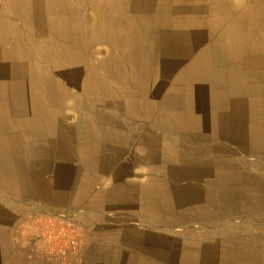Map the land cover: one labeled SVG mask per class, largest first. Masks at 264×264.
Returning <instances> with one entry per match:
<instances>
[{
    "label": "crops",
    "instance_id": "obj_1",
    "mask_svg": "<svg viewBox=\"0 0 264 264\" xmlns=\"http://www.w3.org/2000/svg\"><path fill=\"white\" fill-rule=\"evenodd\" d=\"M2 1L3 0H0V34L2 32L3 35H8L9 27H12L13 30L9 33L11 39L6 42L7 44H1L0 49L15 48V44H13L12 41L10 42V40L18 36L21 40V44L24 45V49L30 51L33 56H35L34 54L37 49L52 48L57 50L70 48L72 26L78 24L79 18H91L89 10L92 4L103 7L107 12L105 13V18H108L112 23L119 22V24L115 25L126 28L124 25L128 16L127 4H130L127 0H12L17 5L13 11L7 12L2 8ZM159 1L161 6L157 5V9L155 10H149L143 14H139L138 12L133 13L134 20L132 26H128L134 27L135 31L142 35L143 40H146V47L136 49V51L132 52L135 56L137 55L138 59L140 58L139 60L141 62H145L146 65H148L147 71L148 74H151V79L153 78V80L157 72L163 68V66H167L168 64V66L175 65L177 56L180 57L178 59H181L182 54H177L175 52L181 48L176 47V45H181L177 43L182 41L181 31L187 34V38L184 40L188 45V49L186 53L187 58L185 57L186 61H179L178 64L189 66V64L194 63L192 61L197 57L199 50L197 49L198 42H195L191 35V32L196 30L191 29V25L193 21L208 17L207 4L204 0L195 1V4H193L191 0H171L172 6H177L178 10H170L167 7L168 0H158V2ZM249 1L253 3L255 1L260 12L256 9H249L250 11L245 21L247 22L245 32L251 36L254 33L259 36L264 34V0ZM115 4L122 5V8L123 6L125 7L124 16L120 9L119 11L113 9ZM83 5L88 6L89 9L85 8ZM125 11L127 12L126 14ZM184 11L185 13H183ZM25 12L27 14H25ZM42 12H44V14ZM168 14H170L171 17ZM10 19H15L17 21ZM2 20L4 21L2 22ZM59 25H65V28H60ZM87 25L90 27L91 22L88 21ZM181 25L189 27H187L188 29L185 28L184 30H180ZM57 27L60 29H56ZM5 29L7 33L4 32ZM119 32L121 33V30H119ZM196 32H201L203 34L204 39L200 41V46L206 49L207 27L204 31ZM125 33H127V30ZM90 34L91 31L88 33L85 41H87V49H90L89 51L92 50L91 55L94 56V54H96L94 53V49L100 52L101 50L105 51L108 40L107 34H101L100 40L96 39V35L93 34L91 36ZM121 35L124 38V32H122ZM40 37L42 38L40 39ZM91 40H97L98 42L96 41L92 44ZM259 43L261 45L263 44L261 42ZM261 45L259 46L264 47V45ZM218 47L215 48L213 52L215 55L214 60L218 59L219 67L216 68V70L211 67L210 77L206 78V82L209 81L210 83L207 85L208 90L206 88L208 91H206L207 98L204 99L205 101L200 105V110L199 107L195 108L199 110L198 113L201 114L200 118L203 117V123L200 122L201 126L198 129L192 130L191 128H187L183 131L184 133L182 135L180 133V136H185V138H187L181 139V142L183 144H185L186 141L190 144H198V149L202 147L209 148L206 152L204 151L206 156H211L216 152V147L214 146H217L215 145L217 140H230L233 142L236 139L239 141L244 139L245 142H243V144L248 145L249 148H262L261 150L264 151V134L261 133V131H264V54L257 55L251 49V51L246 54L247 56L240 58V63L234 59L233 62L229 64L225 57L228 53H225L223 47ZM113 49L116 55L118 53L120 54V51H117L118 49L125 50L122 46L118 48L114 47ZM100 52L98 56L101 58L104 57V54ZM86 56V54L82 55L81 58L83 62H80L81 64H87ZM35 57V64L50 65L47 60L45 61V59H40L37 56ZM120 59L116 58V61L120 64L126 63L124 59ZM229 67H232L231 69L233 70H237L238 73L235 78L234 86L237 89L242 88L248 92L245 94H248V96L253 99V108L247 109L246 106L240 107L238 104L235 106L230 104L229 99L231 97H229V91L227 92V80L226 77L223 76L224 71L229 69ZM219 71L222 73L220 74ZM126 74L127 71L124 73L122 79H127ZM219 75L223 76L221 81ZM109 81L111 82V79ZM110 82H108L109 84L105 82V87L103 88L105 93L108 91L106 95L110 97L112 91L118 89V91L122 92V96H125L124 98L129 95L130 97H140L139 99H153L147 98L148 94H145L143 90H139L137 93L132 92L134 95L129 94L124 88L125 85L123 81L120 82L123 87L117 88H115V86L112 87ZM212 85L216 87L215 90L217 91L214 94L209 92V87L211 88ZM92 88H94V86H92ZM220 89H226L225 96L227 98L224 100L221 99ZM199 95L200 93L197 92L195 96L198 97ZM211 96H213L214 99L211 98ZM114 105L115 108L112 107L114 108L113 110L128 118L120 124V126L126 128V130L124 129L126 134L124 135L126 137L124 142L113 140V138L110 139L109 137H106L105 140L104 138L97 137L94 133L96 126L99 127L98 131H101L100 128H105L107 124L108 126H113L109 123L111 119L113 120L115 118L111 113H108V115L106 114L107 119L105 117L101 119L95 118V121L93 120L91 123L92 133H90L89 130L87 132L83 130L81 131V133H83L82 138L76 141H62L60 138L56 137L48 138L46 134L47 130H43V128H24L20 125L16 126L14 123L13 125L9 123L7 125H0V264H56V262H53L52 258L44 252L45 250L41 245V248L38 247L36 250H31L29 245H27L26 248L17 247L16 243L18 239L25 240L16 229L18 226V219L20 216L29 212L75 210V212H80L82 214L77 218L81 221V219L85 220V217L92 219L99 215L100 212V215H102L103 211L111 209V206L113 212H121L119 214L120 219L130 221L131 217L125 215L122 211L127 209L140 211L145 205L150 206L153 210H159L161 202L164 204L165 198L169 197L173 202V211L177 212L180 216L190 214L192 211L190 206H175L177 202L176 197H178V195L181 204H185L181 200L182 195L180 194V187L174 188L170 185L169 192H172L167 196H163L161 200V193H164L165 190H161L159 182L154 183L151 180L152 177L149 176L148 182L144 181L139 185L128 181L133 178V176L143 177L137 174L139 173L138 170L142 168L143 158H140V156L136 154L134 156H128L129 145L136 143V140L138 141L143 133L131 137L132 135L128 134L129 130H127V128L129 129L132 123H136L140 127H145L154 123H143L139 120L138 116L127 114L126 111L121 110L122 108L119 106L120 103H114ZM186 109L190 110L188 107ZM154 112L155 111L151 112L152 117L150 116L149 119H156L154 117L157 115V112ZM206 112L208 113L206 114ZM247 112V121L238 119V117L235 119V116L246 115L245 113ZM78 113L80 114L81 111L76 110L70 113L73 116L68 119L65 124L67 131H75L74 123H77L75 122L74 116ZM143 113L146 114V111ZM189 113L197 112L191 109ZM223 114L228 119V123L216 119L217 117L221 119ZM259 114L260 117H257ZM129 119L132 121L131 123L128 122ZM212 121H216L217 124L214 125V123H211ZM248 124L250 126H248ZM187 134L189 136H186ZM25 136H29V138L26 139ZM132 138L134 139L132 140ZM88 139L89 141H87ZM212 159L215 160L213 157ZM262 163L264 166V160ZM211 172H214L211 176L215 180L217 191H215L214 194L217 195V200L219 197L222 198V196L224 197L226 195H242L246 204L242 210H246L247 217L234 219L229 216L217 219V223L219 224L232 223L231 226L233 228L224 231L226 234H229V231H231V234H229L231 238L227 240L232 243V264H264V170L261 172L247 170H240L239 172L229 171L225 174L218 171ZM250 180L251 182H249ZM224 190H226V192H224ZM205 191V195L207 196L208 190ZM248 200L249 203L247 202ZM238 202H240V200ZM214 208L215 207L210 206L200 208V210L213 211ZM218 210L217 208V211ZM217 211L213 212L216 213ZM92 213H95V215H92ZM58 214L59 213H56V215ZM143 216H146L144 218L147 219V215H145L144 212ZM144 218L142 221H145ZM105 258H107L106 255Z\"/></svg>",
    "mask_w": 264,
    "mask_h": 264
},
{
    "label": "bare ground",
    "instance_id": "obj_2",
    "mask_svg": "<svg viewBox=\"0 0 264 264\" xmlns=\"http://www.w3.org/2000/svg\"><path fill=\"white\" fill-rule=\"evenodd\" d=\"M127 1L130 2V4H127L128 16L124 25V27L126 28L115 25L119 24V22L112 23V21H110L108 18H105V13L107 12L103 7L97 4H92L90 5L89 10L91 18H79L78 24L76 26H72L70 34V48L57 50L52 48H46L42 50L37 49L34 55L40 59H45V61L47 60L50 65L35 64L34 62L36 57L31 55L30 51L24 49V45L21 44V40L18 36H15L13 40H10V42L12 41L13 44H15V48L0 49V125H7L8 123L13 125L14 123L16 124V126L20 125L24 128H43V130H47L46 134L48 138L56 137L60 138L62 141H76L82 138L83 133H81V131L86 130L87 132L89 130V132L92 133L91 123L93 122V120L95 121V118L101 119L105 117L107 119L108 113L97 112L92 107V105H90L89 100H92L93 106L111 108L115 106L114 103H120L119 106H121L122 108L120 109L126 111L127 114L138 116L139 120L146 124L153 122L154 126L158 127L159 129L165 130L167 137L165 138L166 142L164 144V148H166L169 152V160H179L182 154L179 152L180 150H178L177 147H174V145H172L171 142L173 141V139H187L185 138V136H180V133L182 135L184 133L183 131L187 128H191L192 130L200 128V122L203 123V117L200 118L201 114H199L198 112L201 107L200 105L205 101L204 99L202 101L201 97L199 100H192L191 98L195 97V95L197 94V90H191V88L189 90L188 88L190 86L186 85L185 87V81H187L190 73L200 74L199 76L202 75L205 79L207 77H210L211 63L215 58L213 51L218 46L223 47L225 53H228L225 57L228 60L229 64H231L233 60L236 59V57L243 58L247 56L246 54L249 53L251 49L257 55L264 54V47L262 46L264 45V34L257 36L253 32L254 34L251 36L250 34L245 32V28L247 27V22L245 21L246 16L250 11L249 9H256L258 12H260V9L258 8V5L257 3H255V1L253 3L249 0H204L207 4L208 17L205 19L193 21L191 29L196 31H204L207 27V48L204 49L200 46V41L204 39L203 34L196 31L191 32L193 40H195V42H198L197 49L199 50L193 65L189 67L186 65L178 64L179 61H186L187 58L186 53L188 45L186 43H183L182 48L175 51L177 54H182L181 59H178L180 58L178 56L175 59V70H172L170 66H168L169 64L167 66H163V68H161L157 72V75L153 80V78L151 79V74H148V65H146L145 62H141L139 60L140 58L138 59L137 55L135 56L132 52L136 51V49L146 47V40H143L142 35L138 34V32L135 31L134 27L128 26H132L134 20L133 13L138 12L139 14H143L145 12H148L149 10H155L157 9V5H160V1L158 2V0H140L141 4L140 6L138 5L139 8L137 7V0ZM191 1H193V4H195V1L198 0ZM16 5L17 4L12 0L2 1V8L7 12L13 11ZM84 7L89 9L88 6ZM167 7L170 10H178L177 6H172L171 0H168ZM113 9L117 11H119L120 9L124 16V6L122 8V5L115 4L113 6ZM42 13L44 14V12ZM126 13L127 12L125 11V14ZM183 13H185V11ZM25 14L27 13L25 12ZM235 15L237 16V19H235ZM3 21L4 20H2V22ZM88 21L91 22L90 27L89 25H87ZM59 27L65 28V25H59ZM180 27V30H184L185 28L188 29L187 27L189 26L181 25ZM60 28L57 27L56 29ZM12 30V27H9L8 32L11 33ZM119 30H121V33L124 32V38ZM124 30H127V33H125ZM90 31V35H96V39L98 40L101 39V34H107L106 36L108 39L105 51L101 50L100 52L94 49V53H96L94 54V56L91 55L92 50L89 51L90 49H87V41H85ZM4 32L7 33L6 29ZM9 33L8 35H3L1 32L0 47L1 44L6 43L9 39H11ZM181 37L182 41L186 42L184 40L185 38H187V34H185V32L181 31ZM41 38L42 37H40V39ZM96 41L91 40V43L93 44V42ZM259 42L263 44L261 45ZM259 45H261L263 48ZM121 46L125 50L118 49L117 51H120V54L118 53L116 55L113 48H118ZM99 52L103 53L104 57H99ZM83 54L87 55L85 57L87 60V64L80 63L83 62L81 58ZM115 56L117 59H124L126 63L120 64L118 61H116ZM231 68L229 67V69H226L223 75L227 80V92L229 91V97H231L229 99L230 104L234 106L238 104L240 107L246 106L247 109L253 108V99L250 98L248 94H245L248 92L246 90H243L242 88L237 89L234 86L235 78L238 72L236 69L233 70ZM126 71L127 79L125 80L122 79V77L124 76V73H126ZM106 77L110 78L111 82L109 81L110 79H107ZM146 78H150L151 80ZM177 78L179 80L178 82H182L185 80L184 83H180L182 84V87L179 90L174 89L173 87L175 85V82H177ZM121 81H123V84L125 85L124 88L129 94H133L132 92H137L139 90H143L145 94H148V92L151 93L156 90L160 94V97L157 99L149 100L145 98L139 99L140 97H130L128 95L126 98H124L125 96L123 97L122 92L118 91V89H114L112 91L111 97L109 95H106L108 91L105 93V90L103 89L105 87V82H110L112 84V87L115 86V88H117L123 87L120 83ZM92 86H94V88H92ZM150 87H152L153 89H151ZM215 88L216 87L212 85L211 88L209 87V92L214 94L215 92H217ZM72 89L73 91L75 89V91L79 90L85 92L86 97H80L76 95V93L74 94ZM211 98H213V96H211ZM187 107L190 108V110L194 109L197 113L190 114V110L186 109ZM196 107H199V110L195 109ZM76 110H80L81 113L75 114L74 116L75 122L77 123H74L75 131L72 132L70 130V134H68L69 131L66 130L65 124L67 123L68 119L72 118L73 116L70 113ZM141 111L142 113L146 111V114H142ZM152 111L157 112V115L154 117L156 119H149L152 115ZM216 119H218L219 121H223L224 123L229 122L224 114L221 119L219 117H217ZM109 123H111L113 126L115 125L112 119L109 121ZM211 123H214V125L217 124L216 121H212ZM89 124L91 127L89 126ZM120 127L121 131L117 130L118 128L115 130L112 127L109 131L105 128H100L101 131H98L99 127L96 126V131L94 130V133L99 138L105 139L106 137H109L110 139L113 138V140L115 139L124 142L126 140V137L124 136L126 135L124 129L126 128L122 126ZM145 133L146 132H144L138 140L139 149L137 151L141 155L148 154L149 159L152 161L155 159V154L158 151V140L160 139L157 136ZM261 133L264 134V131H261ZM186 136L189 135L187 134ZM25 138L28 139L29 136H25ZM87 141H89V139ZM207 150H209V148L202 147L198 149L199 152H206ZM156 159H161V161L164 160L160 158V156H158ZM214 159L218 161V158L215 157ZM196 173H198V171H196ZM160 189H163V191L165 190L166 192L161 193L162 200L163 196H167L170 192L169 188L166 185H160ZM172 207L173 202L169 197L165 198L164 204L163 202L160 204L159 210L148 208L147 205L143 206L142 212L147 215V219L144 218L145 221L143 222L146 225H149L152 229L147 232L136 230L134 232H129V234H131L133 238L132 240H127V244L129 246H133L143 253L152 254L155 258H157V260H163L165 262L168 261L171 264H210L209 258L205 255H202L203 251H206L208 249L213 250L216 246H214V243H209L208 240H205L206 237L209 238V232L185 229L184 227H181L183 229H181L180 232L177 231L176 233H174L170 231V229L172 228L171 226L175 225V223L172 221V218L174 216ZM197 213L198 216H200L198 218H201L203 220L212 219L209 216L213 214V211L198 210ZM215 214L217 215V212ZM162 227L168 228L167 232L163 231L161 229ZM219 232H217L218 235L220 234ZM231 248V242H224L220 247L219 254L214 253L213 256L218 258L220 264H232L233 255L231 253ZM119 257L121 264H160L158 261L138 257L128 248L121 251ZM107 259L114 261L117 258L112 256L110 258L107 257Z\"/></svg>",
    "mask_w": 264,
    "mask_h": 264
},
{
    "label": "rangeland",
    "instance_id": "obj_3",
    "mask_svg": "<svg viewBox=\"0 0 264 264\" xmlns=\"http://www.w3.org/2000/svg\"><path fill=\"white\" fill-rule=\"evenodd\" d=\"M140 0H137V7L140 6ZM139 8V7H138ZM4 16V15H3ZM235 19H237V16ZM15 20V19H10ZM17 21V20H15ZM177 43H181L179 47L182 48L184 41H180ZM187 44V43H186ZM178 47V45H176ZM236 60L239 62L240 58L236 57ZM195 61V60H194ZM192 61V62H194ZM191 62V63H192ZM218 59L213 60L211 63V67L215 70L219 67ZM192 64H189L191 67ZM170 68L175 70V65H171ZM221 74L222 72L219 71ZM194 74V75H193ZM177 75V74H176ZM193 75V76H191ZM200 74L190 73L187 81H185V86H190L188 89L194 90L196 89L200 95L198 97L191 98L192 100H201L206 99V88L208 89L207 85H209V81ZM175 76V75H174ZM220 76V81L222 80V75ZM83 80V79H82ZM175 82L173 86L174 89H181L182 82ZM192 84V85H191ZM204 84V85H203ZM153 89L152 87H150ZM222 90V91H221ZM226 89H220L221 99H226L227 97L224 95L226 93ZM73 91V89H72ZM138 92V91H137ZM136 92V93H137ZM73 93L80 97H86L85 92L79 91L74 89ZM148 98L157 99L160 97V94L155 90L154 92H148ZM223 96V97H222ZM226 97V98H225ZM223 101V100H222ZM90 105L97 111V112H106L111 113L114 115V126H107L105 127L106 130H110V128H114L115 130L121 131L120 124L124 122L127 116L120 115V113L113 110L114 108L111 107H101V106H93L92 100H89ZM208 112H206L207 114ZM246 115L242 116H235V119H241L247 121L248 112L245 113ZM260 117V114L257 116ZM101 121V120H99ZM260 121V120H259ZM129 123L132 121L129 119ZM154 124H149L148 126L140 127L136 123H132L129 126L128 134L132 135L133 137L136 134H150L153 136H157L160 140H158V151L155 154V159L150 160L148 154H140L137 150L139 149L136 140V143L130 144L128 147V156L139 155L140 158H143L142 168H140L138 175H142L143 177H135L129 179L128 181L134 184H141L142 182H148V177H152V181L159 182L160 185H166L170 190V185L172 187H180V194L182 195L181 200L185 204H181L179 195L176 197V205L181 206L186 205V207L190 206L192 211L189 215H182L180 216L177 212L174 211V216L172 221L175 223L174 226H171L172 230L170 231L176 233L177 231L180 232L181 227L185 229H193L196 231H208L210 236L209 238L206 237L205 240H208L209 243H214L215 249L206 250L202 252V255H205L209 258L210 264H220L218 258H216L214 253L219 254L220 247L223 245L224 242H230L227 239L231 238V231L229 234L224 233L225 230H231V222L230 223H217V219L229 217L234 219H241L247 217L246 210H242L245 204L244 197L242 195H234V196H222L216 199L217 195L214 194L217 191L216 184L214 178L211 176L214 172L211 171H218L220 173L225 174L229 171H240V170H247L252 172H261L264 170L263 160H264V151L261 150L262 148H249L248 145L243 144L245 140L233 141L230 140H217L214 146L216 147V152L211 156H206L204 151H198V144H190L186 141L185 144L181 142L182 138L179 140H174L171 142L174 147H177L179 152L182 154L179 160H169V152L166 148H164L165 138L167 137L165 130L159 129L158 127H153ZM250 126V125H248ZM124 129V128H123ZM126 130V129H125ZM123 131V130H122ZM143 131V132H142ZM109 133V132H108ZM70 134V131H69ZM164 135V136H163ZM129 137V136H128ZM130 138V137H129ZM169 138V137H168ZM134 138H132L133 140ZM217 154V155H216ZM218 161L213 160L216 156ZM160 156L161 159L157 160L156 158ZM222 156V157H221ZM225 156V157H224ZM151 158V157H150ZM166 166V168H165ZM177 166V167H176ZM162 167V168H161ZM191 167V168H190ZM255 168V169H254ZM194 169V170H193ZM199 169V170H198ZM194 172H193V171ZM191 171V172H190ZM198 171V173H196ZM193 172V173H192ZM204 172V173H203ZM195 174V175H194ZM222 174V175H223ZM237 181V180H236ZM251 182V180L249 181ZM169 185V186H168ZM208 190V195L206 196L205 193ZM222 191V190H221ZM172 191H170L171 193ZM226 192V190H224ZM176 194V193H175ZM214 195V196H213ZM186 196V197H185ZM206 196V197H205ZM185 197V198H184ZM239 197V198H238ZM172 198V197H171ZM173 199V198H172ZM240 200V202H238ZM249 203V200L247 201ZM162 203V202H161ZM179 203V204H178ZM215 207L213 211H217V215L215 212L212 214V219H201L198 218L197 211L200 208L205 207ZM107 211H103V214H100L93 217L92 219L86 218L85 220L81 219L78 220L77 218L80 217L82 214L80 212H75V210H61V211H40V212H29L25 215H22L18 219V226L17 231L22 235L25 240H17V247L26 248L27 245L31 247V250H36L38 247L44 245L42 242V225L43 222L47 219H51L57 221L63 229H66L68 234H72L75 232V236L79 240V251L76 257H73L70 261H63L61 258L56 256H52L49 253L47 255L52 258L53 262L56 264H121L120 254L121 251L126 250L127 248L130 249L132 253L137 255L141 258H148L153 261H158L160 264H171L170 262H165L163 260H157L152 254L143 253L140 250L134 248L133 246H129L127 244V240H132L133 236L129 234V232L136 231H149L150 226L146 225L142 220L144 217L142 210H124L125 215L131 217L130 221L122 220L119 218V214L121 212L115 213L113 212L112 207ZM148 208H151L148 206ZM185 208V207H184ZM246 208V207H245ZM241 209V210H240ZM56 213H59L56 215ZM95 215V213H92ZM177 215V216H176ZM84 217V216H83ZM97 217V218H96ZM196 218V219H195ZM90 223V224H88ZM140 225V226H139ZM204 226V227H203ZM174 227V228H173ZM233 228V227H232ZM163 231L168 230L166 227L161 228ZM218 229V230H217ZM82 230V231H81ZM211 230V231H210ZM213 231V232H212ZM220 231V232H219ZM217 232L220 234L218 235ZM223 232V233H221ZM227 236V237H226ZM127 238V239H126ZM41 248V247H40ZM123 248V249H122ZM114 256L117 258L114 261L108 260L105 258ZM119 257V258H118Z\"/></svg>",
    "mask_w": 264,
    "mask_h": 264
},
{
    "label": "built area",
    "instance_id": "obj_4",
    "mask_svg": "<svg viewBox=\"0 0 264 264\" xmlns=\"http://www.w3.org/2000/svg\"><path fill=\"white\" fill-rule=\"evenodd\" d=\"M42 231L41 238L47 253L66 262L76 257L79 251V240L75 232L68 234L57 221L51 219L43 222Z\"/></svg>",
    "mask_w": 264,
    "mask_h": 264
}]
</instances>
